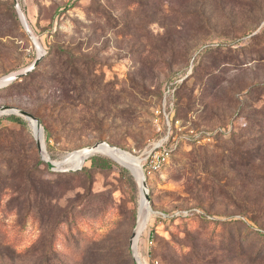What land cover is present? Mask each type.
<instances>
[{"label":"rangeland","instance_id":"1","mask_svg":"<svg viewBox=\"0 0 264 264\" xmlns=\"http://www.w3.org/2000/svg\"><path fill=\"white\" fill-rule=\"evenodd\" d=\"M18 1L42 51L15 0H0V77L43 56L0 87V106L40 120L52 160L99 141L142 160L168 136L156 110L169 115L174 150L147 176L139 259L264 264L252 229H264V0ZM17 116L0 122V264H137L135 174L100 152L116 165L90 169V156L73 174L52 170L33 121ZM198 209L217 223L188 215Z\"/></svg>","mask_w":264,"mask_h":264},{"label":"water","instance_id":"2","mask_svg":"<svg viewBox=\"0 0 264 264\" xmlns=\"http://www.w3.org/2000/svg\"><path fill=\"white\" fill-rule=\"evenodd\" d=\"M15 4H16V9H17L18 14L20 16V19H21L24 27L26 28L30 38L32 39V41L34 42V44L36 45L38 50L42 51V46L40 45V42L38 41V39L36 38L34 33L32 32V30L28 24L27 18L21 9L19 1L15 0ZM42 56L43 55H39L36 58V60L32 63V65L30 67H28L27 69L22 70V71L13 72L9 75L0 77V87L7 86L8 84L14 82L15 80L20 79L23 75H25V74L29 73L30 71H32L33 69H35L37 67V65L39 64ZM4 114H17V115H22V116L26 117L27 119L35 120L38 127L42 131L43 137H44L43 126L41 125L40 120L33 113H31L27 110H24L22 108L15 107V106L2 105V106H0V116L4 115ZM36 141H37V146L39 148V151L42 155V159L47 162L50 169H52V170H63V171H76V170L81 169L82 166L84 165V163H82L79 167H76V168H72L69 166L58 167V165L54 162V160L51 159L50 155L47 152V149L45 150V154L42 153L41 136L36 137ZM101 145H105V146L111 148L116 153V155L124 162L125 165H123V166H125L126 168L129 169L130 167H133V168H136L137 170H139L140 175L138 178H136V177L135 178L137 179V181L140 184L143 196H142V202H141V206L139 209L137 221H136L135 227L133 229L132 235L130 237V244H131L132 254H133L135 262L137 264H141L134 244H135L137 237L141 233L142 228L145 225V222L147 221L149 212L151 211V206L149 205L148 190H147V186H148L147 185V176H146L144 167H143L141 162L131 158L130 155L127 154V151L123 150L122 148H120L116 145L110 144V143L105 142V141H99V142H97L91 146H86V147H84L78 151H80L81 157L83 158V160H87L90 156H92L96 153L97 149Z\"/></svg>","mask_w":264,"mask_h":264},{"label":"built area","instance_id":"3","mask_svg":"<svg viewBox=\"0 0 264 264\" xmlns=\"http://www.w3.org/2000/svg\"><path fill=\"white\" fill-rule=\"evenodd\" d=\"M171 91L168 90V93ZM174 102H170L171 107H173ZM166 106V104H164ZM165 116V120L167 121L168 125V136L162 137L160 140H158L154 147L147 152L144 158H142L141 163L144 167L146 176H152L153 174H158L163 170V168L170 162V158L172 155V152L174 148L170 147L168 144V138L170 134L172 133V127L170 122L169 115L166 113L165 108L163 109H157L156 110V116H155V122L159 124L160 118ZM179 123L177 120L176 124Z\"/></svg>","mask_w":264,"mask_h":264},{"label":"trees","instance_id":"4","mask_svg":"<svg viewBox=\"0 0 264 264\" xmlns=\"http://www.w3.org/2000/svg\"><path fill=\"white\" fill-rule=\"evenodd\" d=\"M24 76L25 75H23L21 78L24 79L25 78ZM14 84L15 83H12L8 87H12ZM5 88H7V87H5ZM165 88H164V90H166V91H168V90L171 91L172 89H175L176 90V87H175V85H174L173 82L170 83V84L168 82V84H166ZM173 98H174V96H173ZM172 101L175 104V101L176 100L175 101L172 100ZM4 118L9 119V120H12V121L17 122V123H24L23 118L20 117V116L15 115V114L1 116L0 117V122ZM222 134H223L222 132L216 131V133L213 132L211 136H214V137H216L214 139H217L218 136H216V135H222ZM90 160L92 162V166H91L90 169H94V168L100 169V168H104V167L105 168H109L112 165H116L115 161H113L112 159H109V158H106V157L105 158H101V157L96 156V155L91 156L90 157ZM123 170L124 171H128L125 168ZM64 173L65 174H73L75 172L74 171H67V172H64ZM190 214H194V215H196V217L201 218V219L205 220L206 222L213 223V224H216L217 223V220H218V219H215L214 217H212L211 215L207 214L205 211H202V210H199V209L196 210V211H193L191 213H188V215H190ZM233 221H235V222H242V223H245L246 222L248 226H250V224H251L250 223V220L247 217H242V216L241 217H236ZM252 229L259 235V237H261V238L264 239V229L263 228H258L257 226H255V227H252Z\"/></svg>","mask_w":264,"mask_h":264},{"label":"bare ground","instance_id":"5","mask_svg":"<svg viewBox=\"0 0 264 264\" xmlns=\"http://www.w3.org/2000/svg\"><path fill=\"white\" fill-rule=\"evenodd\" d=\"M29 120H32V119H29ZM33 121V127H34V129H35V132H36V137H39V136H41V139H42V153L43 154H45V147H44V144H43V133H42V131L40 130V128L38 127V125H37V123H36V121L35 120H32ZM98 152H100V153H104V154H107V155H109V156H111L115 161H117L118 163H120V164H122V165H125L124 164V162L116 155V153L111 149V148H109V147H107V146H105V145H101L98 149H97V151H96V153H98ZM127 154L128 155H130V157L131 158H133V159H135V160H137V161H139V162H141V159L140 158H138V157H136V156H134V155H132L131 153H129V152H127ZM73 156L72 157H70L69 159H66V160H64V161H62V162H59V163H57V162H55L57 165H58V167H67V166H64V164H66V163H68V162H71L72 164H73V166H76L77 164H78V166H76V167H79L82 163H85L86 162V160H83V158L81 157V153H80V151H76L74 154H72ZM84 161V162H83ZM75 167V168H76ZM73 168V167H72ZM134 174H135V176L138 178L139 177V175H140V173H139V170H137L136 168H133V167H130L129 168ZM143 229H144V226H143V228H142V231H143ZM141 231V232H142ZM138 238H139V236L137 237V239H136V241H135V244H134V246H135V248H136V244H138ZM139 255V254H138ZM140 262H141V264H145L143 261H141L140 260Z\"/></svg>","mask_w":264,"mask_h":264}]
</instances>
